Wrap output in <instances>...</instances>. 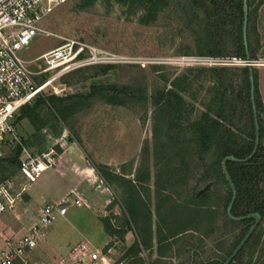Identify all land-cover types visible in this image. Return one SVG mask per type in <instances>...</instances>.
Segmentation results:
<instances>
[{"label":"trees","instance_id":"16d2710c","mask_svg":"<svg viewBox=\"0 0 264 264\" xmlns=\"http://www.w3.org/2000/svg\"><path fill=\"white\" fill-rule=\"evenodd\" d=\"M95 1L82 0L79 7L85 9ZM118 1L127 5L129 14L140 11V22L149 24L169 8L172 0ZM243 4V0H176L174 9L181 18L186 19L187 26L192 30V38L181 53L246 58ZM248 7L249 51L252 59H258L260 40L254 37L256 28L253 21L252 0H248ZM161 66L163 64H153L157 70H160ZM116 67L117 64L90 65L72 71L62 80L71 85L74 84L71 78L78 72L86 71L91 73L89 77H98L107 75ZM253 69L260 144L251 159L229 160L227 167L237 189L233 214L245 215L259 212L262 218L230 264H264V102L259 88V69L255 65ZM161 76L163 85L155 86L150 96L139 87L95 82L90 84L86 91L78 88L75 92L64 96L38 95L33 102L23 105L20 109L18 120L26 118L34 127L32 136L22 138L23 142L30 148L37 147L38 151L44 150L42 130L50 125L52 119L70 129V117L89 107L96 99L125 105L130 99L147 101L150 97L154 106L155 120L153 164L149 157V149L146 147L134 179L127 177L125 171L115 172L105 164H94V166L115 192L119 189L126 192L129 188L132 191L133 189L139 191V188L142 190L143 187L148 198L145 197V199L152 202L149 182L152 178L151 166L153 165L156 168L154 175L156 209L161 212L173 211L171 209L179 204L181 210L189 214L187 218L194 214L197 216V224L186 225L177 230L171 229L175 217L172 219L168 216L165 221H160L156 234L158 252L161 255L164 249L172 247L179 239L178 241L182 242L183 252L190 251L191 259L192 251L197 254L196 250H201L204 240L218 232V213L223 204L225 227L243 225L241 234L231 245L227 255L222 258L225 261L254 222L253 218L235 221L228 216L227 206L232 198V190L222 166L225 156L232 154L238 158H245L252 152L255 145L256 128L250 94L249 65L190 68L188 73L172 77L168 74H161ZM87 77L84 76V79ZM197 83L206 89L208 101L204 102L205 110L192 118L191 114L195 107L189 103L186 94L191 93ZM48 103L54 110L53 118H49L42 111V105ZM70 140H72L71 137ZM56 147L59 151L61 150L59 146ZM20 153L21 146L18 145L6 157L0 155V180L17 172ZM194 177H196L195 183L190 186ZM222 187L225 189L223 198L219 193ZM139 196H142L141 193ZM114 201L120 204L118 197ZM123 205L122 223L117 227L111 223L109 217L105 218V224L112 231L115 239L122 241L125 239L127 229H132L131 221L127 216L128 212L132 218L131 212ZM139 211L141 212V208ZM149 217L151 221L152 211ZM149 230L150 232L145 235L138 234L135 242L127 248L125 253L131 258L129 264H143L144 258L141 256L143 249H153L152 224H149ZM220 242L219 246L223 248L225 241ZM201 252L203 253L202 250ZM201 263L205 264L203 261ZM209 264L223 263L215 261Z\"/></svg>","mask_w":264,"mask_h":264},{"label":"rangeland","instance_id":"374dc122","mask_svg":"<svg viewBox=\"0 0 264 264\" xmlns=\"http://www.w3.org/2000/svg\"><path fill=\"white\" fill-rule=\"evenodd\" d=\"M81 2L82 0H68L59 5L45 20L46 27L53 34L35 37L28 47L20 51V55L24 59L32 61L37 56L60 44L63 37H74L92 43L103 50L125 56L128 60L118 63L117 67L107 75L89 77L90 72L76 73L71 78L74 83L71 84V92H75L78 88L86 91L93 82L98 84L116 83L119 86L139 87L150 96L155 86L163 85L161 74H168L169 77H172L188 73L190 68L219 66L200 62L197 58L202 55L181 53L192 38V30L187 26L186 19L181 18L174 9L176 0L170 1L169 8L149 24L140 22V11L129 14L127 5H123L118 0H96L94 4L85 9L79 7ZM252 8L256 28L254 37L260 40L259 58H264V0H252ZM39 63L42 61H36L30 65L33 67ZM153 64H163V66L157 70ZM230 65L238 66L241 64ZM257 67L259 69V88L264 102V66L259 65ZM50 74L51 72H48L40 77L46 78ZM84 76L88 77L84 79ZM62 81L61 79L54 83L58 86ZM50 94L55 93L53 87L48 86L41 96ZM206 94V89L199 83L194 85L191 93L186 94L189 103L195 107L191 114L192 118L205 110L204 102L208 101ZM35 99L36 97L31 102ZM153 110L154 106L150 97L147 101L137 98L130 99L125 105L96 99L89 107L70 117V129L52 119L50 125L42 130L43 146L47 149L56 144V146L63 148L66 139L68 143L76 142L85 149L89 162L108 165L112 170L118 172H128L130 178L134 179L137 173L136 168L142 162L146 147L150 152L151 163L153 162L152 150L155 141ZM42 111L49 118H53L52 112L54 110L49 103L42 105ZM19 114L20 111L15 116L19 134L22 138L31 137L34 133V127L26 118L18 120ZM15 147L16 145H5L2 148L1 156L6 157ZM31 149L38 152L37 147ZM55 167L42 172L37 181L28 183L29 191L33 192L40 199L39 201L43 199L48 201L65 189L63 180L54 172ZM155 171L156 168L152 165V179H154ZM17 175H19L18 178H16ZM100 176L101 181L109 187L110 184L106 178L102 174ZM13 178L15 181L20 179L27 182L26 177L21 174H15ZM195 178L191 180L190 186L195 183ZM150 186L152 202L147 200L143 187L142 190L139 188V191L133 189L134 192L130 188L126 192L123 189H121L123 192L120 189L116 190V197H118L120 205L122 206L124 202L123 206H126L131 212L132 218L128 212L127 216L131 221L132 230L128 240L119 241L113 246L110 253L111 264H128L130 257H126L122 253V249L126 246V242L130 244L135 237L138 238V234L145 235L150 232L149 224L153 225V233H156L157 225L160 221L168 219V216L172 219L175 217V222L171 226L172 230L198 223L197 216L194 214V216L187 218L189 214L184 213L185 211L181 210L179 204L171 209L173 211L161 212L156 209L155 182L152 181ZM140 193L142 196H139ZM219 193L223 198L225 189L222 187ZM105 195L111 197L108 191ZM59 197L61 196L59 195ZM64 198L70 200L71 197L67 195ZM139 208H141V212ZM150 211H152L151 221ZM96 214H98L97 209L94 211L92 208L78 206L69 201L68 215L72 216L73 222L64 219L61 215L57 216L44 240V244L40 242L42 245L39 244L29 255L32 264H56L54 263L56 259L66 257L70 247L83 239L89 240L94 246L102 250L108 243L110 235L101 225V220ZM218 216V232L207 237L200 247L205 260L215 256L224 258L243 230V225L225 227V206L223 204L219 208ZM178 240L177 243L180 241ZM222 240L225 241L223 248L219 246ZM181 244L182 242L179 244L180 248ZM142 253L144 264H151L157 254L156 251L150 253L145 248ZM105 257L107 258L106 254ZM189 257L190 251L178 253L176 256L163 259L161 264H202L200 255L195 254L193 260ZM98 264H107V259H100Z\"/></svg>","mask_w":264,"mask_h":264},{"label":"built area","instance_id":"2783aa9c","mask_svg":"<svg viewBox=\"0 0 264 264\" xmlns=\"http://www.w3.org/2000/svg\"><path fill=\"white\" fill-rule=\"evenodd\" d=\"M68 0H0V155L5 145L21 146L20 163L16 174L27 182L18 185L13 175L0 180V221L4 213H13L24 199L28 183L35 182L45 170L58 165L60 153L56 144L42 151H33L23 142L15 116L21 107L42 95L46 87H53L56 95L71 93V85L54 82L77 69L97 64L127 62L125 56L103 50L98 46L74 37H63L61 43L28 61L20 51L28 47L39 35L53 34L45 20L54 10ZM186 59V58H184ZM208 65L264 66V58L247 60L240 57L199 56ZM42 61L31 67V63ZM51 72L46 78L45 73ZM58 143V142H55ZM15 176V174H14ZM69 194L68 196H70ZM71 197V196H70ZM69 201L81 204L80 197L66 198L43 204L33 225L23 234L8 232L0 227V264H32L29 255L47 237L48 229L58 215H65ZM111 247L102 250L83 239L70 247L66 257L56 264H98L107 259Z\"/></svg>","mask_w":264,"mask_h":264},{"label":"crops","instance_id":"0c3cea01","mask_svg":"<svg viewBox=\"0 0 264 264\" xmlns=\"http://www.w3.org/2000/svg\"><path fill=\"white\" fill-rule=\"evenodd\" d=\"M59 153H60L59 162H58V165L54 168V172L58 175L60 179L63 180L65 184V189L60 191V194H59L61 197L57 195V196H53L48 201L45 199H43L42 201H39L40 199L36 197V195L33 192L29 191V188L27 186V191L24 193V199L23 201L19 203L17 210L13 213L7 212L2 215L1 221H0L1 228H6L8 232L13 231L18 234H21L22 232H25L33 225L44 203L60 201L69 194H71L70 195L71 197L74 196V197L81 198L82 203L80 205L79 204H76V205L86 206L88 209L92 208L94 211L97 209L98 214H96V216L101 220V225H103L107 229L108 227L105 224V218L109 217L110 218L109 220L111 221V223L116 227L118 226V224L122 223L123 208L118 202L114 201V199L116 198V192L111 187V185L108 187L106 186V183H103L101 181L100 173L98 172L94 164L89 162L88 155L85 149L76 142L71 141L68 143L66 139L65 144L63 145V148L61 147V150L59 151ZM115 172H118V171H115ZM118 173H121V172H118ZM126 173H127L126 176L130 177L129 173L128 172ZM18 176L19 175H17L16 178H18ZM152 181H154V179H152L149 183L151 184ZM16 183L18 185H22L25 182L18 179ZM107 191L110 193L111 197H107L105 195ZM94 215H95V212H94ZM61 216H63L64 219L69 220L70 222H73L72 216L68 215V210L65 215H61ZM51 227H49L48 232L51 230ZM131 230L132 229H127L126 234H125V239L122 241L120 239H115L112 231L109 229L110 233L108 234L110 235V238L108 240V243L105 246L107 248L108 246L113 248V246L117 242L119 241L125 242L126 240L129 239ZM153 230L154 228L152 229V231ZM45 239L41 241L43 244H44ZM136 239L137 237H135V239L130 244L129 243L127 244L126 242V246L122 249V253L124 255H126L125 252L127 248L131 246L135 242ZM152 239H153L152 241L154 244L153 249L151 250L147 249V250L150 253L153 251H156L157 254L151 261V264H161L163 262V259H166L167 257L176 256L178 255V253H181V254L183 253L182 245H181V248L179 246L180 242L178 243L175 242L172 245V247L164 249V253L163 255H161L158 252V239H157V234L155 232L153 233ZM110 253L111 252L106 253L107 264L112 263L111 262L112 257L110 256ZM141 256H143V253H141ZM59 259H56L54 263H56ZM129 263L130 261L128 262V264ZM143 264H144V261H143Z\"/></svg>","mask_w":264,"mask_h":264},{"label":"water","instance_id":"95a60500","mask_svg":"<svg viewBox=\"0 0 264 264\" xmlns=\"http://www.w3.org/2000/svg\"><path fill=\"white\" fill-rule=\"evenodd\" d=\"M243 9H244V21H243V37H244V43L246 47V53H247V60H251V55L249 51V45H248V22H249V7H248V0H243ZM249 72H250V94H251V100H252V107H253V114L255 119V128H256V139H255V145L252 150V152L245 158H238L235 155H227L224 157L222 166L223 170L225 172V175L227 177V180L229 182V185L232 190V198L227 206V214L230 218H232L235 221H241L248 218H253L254 222L250 226L249 230L243 237V239L240 241V243L237 245V247L233 250V252L227 257L225 261H223V264H230V262L234 259V257L238 254V252L242 249V247L245 245L247 240L250 238L252 233L257 228L258 224L261 221L262 215L259 212H251L245 215H235L232 212L233 205L237 196V189L235 186V183L232 179V176L228 170L227 162L229 160L233 161H248L253 157V155L256 153L258 146L260 144V126H259V120H258V112L256 108V102H255V80H254V69L253 65L249 64ZM105 230L110 233L109 229L105 227Z\"/></svg>","mask_w":264,"mask_h":264},{"label":"flooded vegetation","instance_id":"af4514ba","mask_svg":"<svg viewBox=\"0 0 264 264\" xmlns=\"http://www.w3.org/2000/svg\"><path fill=\"white\" fill-rule=\"evenodd\" d=\"M196 251H197V254L201 256V259H202V261H203L205 264H209L210 262H215V261H219L220 263H223V260H222L220 257H218V256L212 257V258L209 259V260H205L204 257H203V253L201 252V250L197 249ZM194 255H195V252L193 251V252H192V258H191L192 260H193V258H194ZM191 264H192V263H191Z\"/></svg>","mask_w":264,"mask_h":264}]
</instances>
